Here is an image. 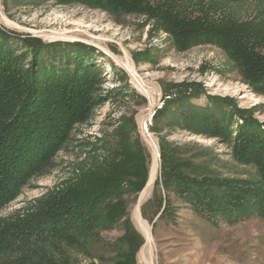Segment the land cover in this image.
Instances as JSON below:
<instances>
[{"label":"trees","instance_id":"obj_1","mask_svg":"<svg viewBox=\"0 0 264 264\" xmlns=\"http://www.w3.org/2000/svg\"><path fill=\"white\" fill-rule=\"evenodd\" d=\"M114 1L121 11L140 12L158 20L178 49L216 44L255 92L264 94V28L254 21L239 20L227 12L223 1ZM191 10L197 14H191ZM28 41L33 58L28 67L21 64L23 75L18 74L10 87L6 83L10 77V50L0 47V101L4 93H17L22 85L28 87L10 118L0 123V210L17 198L33 176L52 166L56 153L70 140L74 126L91 117L101 98L96 94L100 75L90 60L74 54L78 60L67 61L59 71L54 70L53 64L46 67L41 59L52 45L39 39ZM63 58L68 57L61 54L58 60ZM164 91L175 97L156 111L153 131L159 132L166 122L179 123L192 133L230 143L234 159L254 165L258 178L197 172L179 157L177 146L162 138V172L152 199L157 209L151 221L161 212L159 218L174 223L175 201L188 203L211 221L218 217L230 222L254 215L264 218V123L240 109L234 99L207 94L197 82H183ZM11 94L7 99L13 98ZM202 95L209 101L208 108L193 102ZM136 129L133 118L122 122L114 131L118 137L115 145L106 143L103 154L94 152L83 160L78 173L61 187L39 198L26 212L4 221L0 225V264H71L67 249L89 252L90 243L100 238L102 230L121 221L124 234L116 243L124 252L107 264H139L137 253L144 237L128 217V201L123 196L141 192L149 176L145 148L139 137L131 138Z\"/></svg>","mask_w":264,"mask_h":264},{"label":"rangeland","instance_id":"obj_2","mask_svg":"<svg viewBox=\"0 0 264 264\" xmlns=\"http://www.w3.org/2000/svg\"><path fill=\"white\" fill-rule=\"evenodd\" d=\"M222 1L227 12L239 20L254 21L264 28V0H216ZM114 4V0H0V47L10 50L11 59L6 82L9 87L19 78L18 74L23 75L21 64L26 68L33 58L28 40L39 39L45 45H52L41 58L46 67L53 64L54 70L59 71L67 61L78 60L74 54L90 60L100 75L96 94L101 96L91 117L74 126L70 140L56 153L52 166L33 176L17 198L0 210V225L61 187L78 173L83 160L94 152L103 154L106 143L115 145L118 137L114 131L122 122L133 118L137 129L131 138L139 137L145 148L149 176L157 153L159 168L141 205L139 198L149 176L141 192L123 196L128 201V217L144 237L143 245L147 240L134 218L138 205L142 217L151 225L154 264H264V218L254 215L230 222L218 217L211 221L197 214L188 203L175 201L174 223L159 218L161 212L151 221L157 209L152 199L162 172V138L177 146L179 157L197 172L227 178H258L254 165L234 159L230 143L192 133L179 123L166 122L159 132L153 131L156 111L175 97L172 92L166 93L165 88L183 82L200 83L209 95L234 99L240 109L260 123H264V94L255 92L216 44L208 42L178 49L158 20L140 12L121 11ZM191 14H197L196 10H191ZM5 38L9 41L6 45ZM61 54L68 58L58 60ZM27 91L28 87L22 85L17 93L2 95L0 123L10 118ZM8 94L13 98L7 99ZM193 102L210 106L205 95ZM232 125V131H237L235 121ZM123 234L121 221L111 229L102 230L100 238L90 243L89 252L67 249L66 255L71 257V264L114 262L124 252L116 243ZM143 245L137 253L139 264H147Z\"/></svg>","mask_w":264,"mask_h":264},{"label":"bare ground","instance_id":"obj_3","mask_svg":"<svg viewBox=\"0 0 264 264\" xmlns=\"http://www.w3.org/2000/svg\"><path fill=\"white\" fill-rule=\"evenodd\" d=\"M142 87V86H141ZM152 138V137H151ZM157 145V144H156ZM158 154L156 155V158L154 160V163L152 164L150 176H149V181L148 185H146V189L142 191L141 197L139 198V205H141L144 201V199L148 196L149 194V189L152 186V183H154L155 176L157 175V170L159 168L158 166ZM158 160V161H157ZM138 205L136 212H135V221L138 225V227L141 229L142 233L145 235L147 243L143 245L142 247V254L144 256L145 261L147 264H154L152 260V242H153V236L151 233V225L147 223V221L142 217L141 212H140V206Z\"/></svg>","mask_w":264,"mask_h":264}]
</instances>
